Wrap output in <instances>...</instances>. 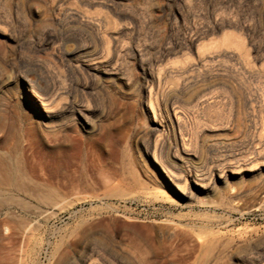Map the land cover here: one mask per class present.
<instances>
[{
  "label": "rangeland",
  "instance_id": "374dc122",
  "mask_svg": "<svg viewBox=\"0 0 264 264\" xmlns=\"http://www.w3.org/2000/svg\"><path fill=\"white\" fill-rule=\"evenodd\" d=\"M6 174L0 264H264V0H0Z\"/></svg>",
  "mask_w": 264,
  "mask_h": 264
},
{
  "label": "bare ground",
  "instance_id": "6f19581e",
  "mask_svg": "<svg viewBox=\"0 0 264 264\" xmlns=\"http://www.w3.org/2000/svg\"><path fill=\"white\" fill-rule=\"evenodd\" d=\"M153 114V113H152ZM155 115V114H154ZM155 118H156V115H155ZM178 119V118H177ZM179 124V123H178ZM177 124V125H178ZM181 129V128H180ZM160 132V131H159ZM0 184H3L5 186H7V190L10 189H13L14 192H17V193H26V190L28 189L25 184H24V179L21 178L20 176H18L17 174H13V175H1L0 177ZM12 192V191H11ZM54 196V193H48L47 195H45L44 197L43 196H40V199L42 201H47V202H51V199L53 200V197ZM19 197V196H18ZM8 202H10V200L8 198H5V197H2L0 199V203L5 206L4 204H7ZM14 203V206L16 205V207H19L21 206L22 204V200L20 199H17V200H14L12 201ZM15 207V208H16ZM5 226V225H4ZM5 228L7 229V227L5 226ZM16 249V248H15ZM13 264V263H12Z\"/></svg>",
  "mask_w": 264,
  "mask_h": 264
}]
</instances>
